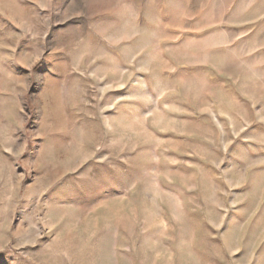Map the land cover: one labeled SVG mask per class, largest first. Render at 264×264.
<instances>
[{"label":"rangeland","instance_id":"rangeland-1","mask_svg":"<svg viewBox=\"0 0 264 264\" xmlns=\"http://www.w3.org/2000/svg\"><path fill=\"white\" fill-rule=\"evenodd\" d=\"M0 264H264V0H0Z\"/></svg>","mask_w":264,"mask_h":264}]
</instances>
